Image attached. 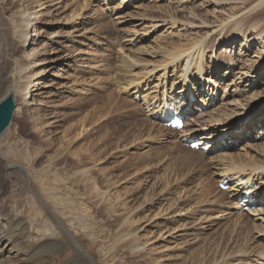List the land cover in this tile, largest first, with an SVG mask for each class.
<instances>
[{
	"label": "rangeland",
	"instance_id": "1",
	"mask_svg": "<svg viewBox=\"0 0 264 264\" xmlns=\"http://www.w3.org/2000/svg\"><path fill=\"white\" fill-rule=\"evenodd\" d=\"M39 1L43 4L41 8L47 6L44 12L50 11V27L41 29L42 33L37 31L38 36L35 39L29 35V42L23 47L14 48L11 58L23 67L28 63L24 57L26 53L35 45H40L47 39L51 40V43L46 41L50 46L48 53L39 60H43V66L48 69L58 66L57 74L62 77L54 76V86L47 81L40 89L32 92L35 93L33 97L40 100L39 104L30 106L21 103L18 105V113L13 114L9 132L5 133L0 143V154L8 163L19 164L25 175L10 174L7 177L8 185L0 195V206L8 205L7 208L12 213H17L26 222L29 221V194L26 195L28 190L26 191L24 183V177L27 176L29 185L39 191L40 198H43L41 201L45 205L48 203L46 207L50 209L51 206L50 212L57 217H62L59 213L61 201H66L70 209L76 208L74 212L65 210L62 218L81 246L98 264H152L153 261L159 264H264V214L257 217L255 213L252 214L253 211L237 212L236 203L232 201L236 194H232L231 189L225 192L218 189V174L229 164L228 161L220 160L223 153L215 147L208 155L188 149L181 143V133L159 124L161 116L158 110L148 116L150 113L143 106L149 100V107H153L154 100L160 99V96L162 98V91L167 93L169 90L170 94L174 90H181V68L179 71L168 68L164 73L166 76L161 69L149 74L142 71L144 65L147 67L144 70L156 67L163 60L161 52L170 44L184 43L188 36L193 37L195 29L192 26L190 29L183 27L186 25V13L176 12L180 5L179 0H0V5L4 6V14L8 18L17 10L24 11L27 7L31 10L37 9ZM208 2L209 0H198L194 5L189 3L187 11L198 4L204 5L197 6L200 7L199 12L212 10L213 6ZM83 6L87 7L83 9ZM80 8L81 16L71 22L72 11ZM170 16L176 17V23L172 22ZM34 27L39 25L33 26L37 30ZM54 33L60 35L53 36ZM248 40L254 47H249L247 55L243 54L244 51L241 52L240 42L227 48V52H235L250 62L257 47L255 41L251 42L250 38ZM223 45L218 49L211 42L206 51L204 50L203 77L214 80L219 96L215 100H206L205 102L211 104L210 108L205 113L194 116V120L197 118L199 121H212L215 114L220 115L227 103L238 98L242 100L244 93L251 91V86H246L249 83H244V80L236 85L239 80L230 74L226 64L212 70L210 57L224 56L226 52ZM51 46L62 50V58L56 59V62L50 60L53 57ZM129 56L143 64L135 70L143 83L138 90L118 93V84L113 82L116 73L121 71L125 81L131 77L138 79L137 76L133 78L135 71L130 73ZM122 58L126 59V64L122 62ZM64 59H67L65 63L60 62ZM161 74L166 79L161 80ZM14 78L22 85L18 74ZM259 82L255 89L260 93L264 88V76ZM208 84L209 90L214 91V83ZM117 95L128 101L126 103H132L128 107L116 109L112 104L119 99ZM17 98L14 94L13 100L19 104ZM152 116L159 121H152ZM36 117L38 120H35ZM263 119L264 111L260 114L258 126L253 125L252 128L260 127L259 122ZM252 122L249 120V124ZM255 132L257 131H253L249 137H226L225 143L238 140L234 146L228 147L227 153L247 159L260 152L264 138L260 137L256 141ZM98 149H104L101 155L98 154ZM84 170L92 171L93 177L99 181V188L102 187V190L111 193V197L122 202L116 208L117 212L123 216L128 215L130 220L135 221L141 242L146 238L150 239L148 243L153 242L169 230V233L154 242L156 250L150 253L151 246H148L140 258L139 252L134 254L128 247H120L123 241L121 236L116 235H119L122 222L119 221L118 225L109 223L111 219L104 212L105 206L98 203L95 194H89L81 180L76 181L83 178L81 172ZM44 171H48L61 182H72L76 197L70 199L69 196L72 195L60 187L51 194L58 203L56 207L52 206V200L46 199L40 190L41 185L37 182ZM233 189L236 191L235 187ZM152 197L153 201L147 203ZM79 203L83 204L82 208H89L94 213L90 216L94 218H86ZM177 206L182 209L180 214ZM161 210L162 214L159 213ZM80 213L84 215L81 216ZM156 213L160 215L150 219ZM41 217L38 225H44L42 220L45 217ZM150 224L154 230L155 225L159 227V234H155V238H149V234L143 230ZM30 231L32 235H37V227ZM259 231H262V235ZM66 256L62 252L59 259Z\"/></svg>",
	"mask_w": 264,
	"mask_h": 264
},
{
	"label": "bare ground",
	"instance_id": "2",
	"mask_svg": "<svg viewBox=\"0 0 264 264\" xmlns=\"http://www.w3.org/2000/svg\"><path fill=\"white\" fill-rule=\"evenodd\" d=\"M197 1L198 0H179L178 2H180V5L177 6L178 9L176 8V10H178L176 11L177 13H179V11L186 13L184 16L187 18L185 20L186 25L183 27L186 29H190V26H192V28L195 29V33H193L194 34L193 37L188 36V38L185 39L184 43L177 42L170 44L167 48H165L161 52L163 55L161 59L163 60L156 65L154 64L156 67L152 65L153 68L148 67L149 68L148 70H144L143 69L144 67L145 69L147 68L144 65L142 71H147V73L149 74L152 71H156V69H161V71H163L162 74L165 75L164 73L166 72V70H168V68L171 70L176 69V71H179V68H181L180 71V79L182 83L181 90L172 91L171 93L174 92L173 96L167 95L168 93H166V91H162L161 101H166L167 103H163L159 107L163 108L166 105H170L174 100L178 102L180 101L183 104L182 101H186L184 99L185 95L182 94L184 92V87L187 86L189 87L190 85L191 89H196V91H199L200 87H202L203 84L210 82V83H214V90H216L217 87L214 80L212 81L211 79H209V77H203L205 71L204 50L207 49L206 47L209 46L211 42H214V47L218 46L217 47L218 49L224 44L223 46H225L224 50L226 52L224 56L221 55L215 58L210 57V65L212 67V70H215L216 68L218 69L221 67V65L226 64L230 69V74H232V76L235 79L237 78V80H239L236 85L241 83V80H244V83H249L246 86H251V91L245 92L244 98L242 100L238 98V100H233V101L231 100L230 103H227L228 105L224 106L225 108L222 109L223 111H220V115L215 114V116L213 117L215 119L212 118L213 119L212 121L211 119L210 121H205V120L199 121V119L196 118V120L190 121L188 124H186L185 129L182 132H185V134L189 135V137H198V139H200V141L202 142L209 141L211 143H216L214 145L215 149H218L219 152L223 153V155L221 154L220 156V160L229 162L227 167H225L226 169L220 171V173L218 174L220 178L225 179V177H232L231 179L237 181L241 177H244V179L246 177L252 179V181L253 179L259 180L258 181L259 185L255 190L256 192H258L259 190L264 189V143L261 146L260 152L258 153L256 152V154H253L252 157L250 156L247 157L246 159V157L243 158L240 155L239 156L241 158L236 157L238 155L234 156L231 154L232 156H230L229 153H227L228 148L227 149L225 147L220 148L219 140L221 138L220 137L221 135L222 137H224V140L226 139V137L233 138V136L235 138L249 137L250 135L253 134L252 133L253 131H257L255 132L257 136L264 138V123L259 124L260 127H257V129L252 128L253 125L258 126L260 114L262 111H264V105H263L264 88L263 91L260 93L257 90V88L255 89V87L259 86L260 84L259 82L260 78L264 76V0H209L208 3L211 4V6H213L212 10L210 9L205 10L203 13L200 11L201 12L200 13L198 10L200 7H203L204 5L198 4L200 7H197L198 5H196V7H193V9H189L187 11L188 9L187 5L189 3L194 5ZM42 5L43 4L39 1V5H38L39 7L37 9H34V10H38L39 11L38 13H36L37 11L33 13L34 10L33 9L31 10L30 7H27V9L24 11L17 10L13 12L8 18H6L7 16H5L4 14L5 13L4 6L0 5V91L2 92L0 94V103L6 97H10V96L12 97L13 100L15 94V97H18L17 99H19L18 101L19 104H16L13 100L14 103L13 114L18 113L19 111L18 105H20L21 103L30 106H36L37 104H39L40 100L37 101L36 100L37 98H34L35 93L32 94V92H35L38 89H40L47 81H49L50 84L52 82L54 86V84L56 83L53 80L54 76L56 78L62 77L61 74L59 75L57 74L58 66L56 67L53 66V68L48 69L47 67L43 66L45 62L43 60H39V58L45 57L46 54L48 53L49 50L48 47L50 46H48L49 44L47 45L46 41L51 43V40L47 39L45 42H42L40 44L41 46L35 45L28 53H26L24 57L26 58L28 63L26 65H23V67H20V65L13 62L11 58V52L13 51L14 48H16L17 46L23 47L24 45H26V43L29 42L30 40L29 35L30 38L33 37V39H35L38 36L37 31L38 33H42L41 29H44V27L45 28L50 27L49 26L50 24H48L49 23L48 16L50 15V11L44 12L47 6L45 8H41ZM86 7L87 6L85 7L83 6L82 8L84 9ZM81 12H82L81 8L78 9L77 11L74 12L72 11L70 15V21L73 22L74 20L79 18L81 16ZM150 17L152 18V16ZM175 18H176L175 16L174 17L170 16V19L173 20L172 21L173 23H176ZM163 21L165 20L163 19ZM37 25H39V27H34L37 28V30L33 29V26H37ZM52 35L56 36V35H60V33H54ZM50 38H52V36ZM249 38L251 39L250 40L251 42L255 41L256 43L255 45L257 47L255 48L256 51L254 52V55L252 56L250 62L245 60L243 57H241L239 54L235 52L234 53H231V51L227 52V48H231L233 45H237V43L240 42L239 47L242 48L241 52L244 51L243 54L247 55V50L250 49L249 47H252V49L254 47L251 46L252 44L249 42L248 40ZM50 51L52 52L51 55H53L54 57L50 59L51 61L56 62L55 61L56 59L62 58L60 55L62 50L59 49L58 47L54 46L50 48ZM118 53H121V51H119ZM120 55L123 56L122 54ZM124 58H122L123 63L126 62L125 60L127 59V57L125 60H123ZM133 59L132 58L130 59L131 61L128 66L130 67V73H133L135 70H138L143 65L139 63L140 61H136V59L135 60ZM66 60L67 59H64L62 61L59 60V61L65 63ZM148 65L150 64L148 63ZM16 66L17 67L19 66L20 68L17 69ZM62 71L64 72V70ZM135 72L136 73L133 74V78H136L138 74L137 71ZM120 73H116L115 79L114 80L112 79L113 82L116 81V83L118 84L116 90L118 93L121 92L125 93L131 89L138 90L140 85L143 83V80H141L138 76H137L138 79H132L131 77V79L125 81L124 76H121ZM15 74H18L20 76L19 79L22 81V85L17 83L16 79L14 78ZM141 74H143V72ZM145 75H147L146 72ZM161 75L159 76L161 80L166 79L165 77L166 75L165 76L163 75L161 76ZM253 79L255 81H252ZM57 84L59 83L57 82ZM176 88H179V86H177ZM204 88L208 90V95H209L210 93L209 86L204 85ZM171 89L174 88L171 87ZM213 92L214 91L211 90L212 94ZM111 97H112L111 99L113 100V96ZM145 97H147V95ZM124 100L125 99H123L120 96L119 99H117V101L112 105L116 109H120L122 107H128V105L132 103V102L126 103L128 101H124ZM206 100L208 101L209 98L205 97L204 102ZM108 101L109 100L107 99V102ZM205 106H211V104L209 105V103H206ZM160 116H161L160 121H162L163 120L162 115L160 114ZM246 116L248 119L247 122L245 123V126L243 127L242 124L238 126L239 122L236 120H242ZM35 120H38V117H36ZM249 120H252L253 122L249 124ZM10 125H11V120L1 130L0 143L5 133L9 132L8 129ZM149 131L151 132V130ZM103 150L104 149H98V154L101 155ZM233 156L236 158H233ZM21 173L24 174V171H22V168L19 164L8 163L0 154V195L7 188L8 185L7 177L10 174L17 175ZM81 175L83 178L76 179V181L81 180L82 186L85 187V189L89 192V194H95V197L98 199V203L101 202L103 206H105L106 210H104V212L111 219L109 223L111 224L115 223L116 225H118L119 221L122 222L121 223L122 226L118 231L119 235H116V236H121V240L123 241V244L120 247H128V250H131L134 254L135 252H139L138 256L140 258L143 257L142 252L143 251L146 252L148 246H151L149 249L150 253L153 252L154 249L156 250V248H154L155 247L154 245L156 243L154 242L159 241L164 234L169 233V230L167 232H163L161 237L159 236L153 242L148 243L150 241V239L148 238H146L145 240H143V242H141L140 237H138L139 229L137 228V225L134 223L135 221L130 220L128 215L123 216L119 212H117L116 208L121 206L122 202L119 201L118 198L111 197V193L102 190V187L99 188L98 186L99 181L97 180V178L95 179L93 177L94 173L92 171L84 170L81 172ZM40 176L41 179L37 181L42 187L40 190L43 192L47 200H52V206L56 207L58 203L56 202L54 196H52L51 194L58 191L60 187L66 190L69 195H72L69 196L70 199H74L76 197V191L73 190L72 182H70V184L65 183V181L61 182L58 179H55L54 175H50L48 171H44ZM24 181L26 185L25 187L26 191L28 190V193H26V195L29 194V198L27 197L30 203L29 221L26 222L23 218H20V216H18L17 213H12L8 209L9 207L7 208L8 205L5 207L2 205L0 206V264H98L94 260L92 255L88 253V251H86L81 246L78 239H76V236L73 235L72 232L67 228L65 221L62 218L63 216H65L64 214L65 210L68 209L71 212H74L76 211V208L70 209L66 201L63 202L61 201L59 203L61 210L59 209L60 211L59 210L58 211L60 215H62V217H57L55 213L53 214V212H50L51 206L49 209L48 207H46L48 203L45 205L41 201V199L43 198L42 197L40 198L39 191L32 188L33 186L29 185V180L27 176L26 178L24 177ZM240 186H241L240 183H237L234 186L237 193L240 192ZM233 188H231V190ZM107 189L109 190V186L107 187ZM158 195H160V193ZM153 197L147 203H151L153 201ZM69 201L71 202V200ZM81 201L83 202L84 200L81 199ZM79 206L82 212L86 213L85 215L86 218H88L89 220H91V218H94L93 216H90V215H94V213L92 214L88 207H87L88 209L82 208L83 207L82 203H79ZM178 208L180 214L182 209L180 208V206ZM262 208L255 207L252 214L255 213L257 217L263 215L264 210ZM161 212L162 210L159 211V213ZM175 212L176 210L173 213ZM83 213H80L81 216L84 215ZM159 213L154 214L150 219H153V217L155 219V217H158L160 215ZM255 215H250V216H255ZM41 216L45 217V219L43 218L44 221L42 220V222H44V225L41 223L42 225L39 224L40 225L39 226L38 223L41 221L40 220ZM263 216L261 218H263ZM262 220L264 221V219ZM155 226H156L155 230L151 224L144 227L143 230L145 231V233L149 234V238H151L150 236H152V238H155L156 236L155 234H159L157 231L159 227H157L158 225ZM33 227H37V235H32L30 229L31 228L33 229ZM259 232L260 234L262 233V231ZM112 234L113 232L110 233V235ZM34 240L36 241L34 242ZM62 252H65L67 256L64 259H59V255ZM250 252H252V250ZM153 262L154 263L152 264H159L156 261Z\"/></svg>",
	"mask_w": 264,
	"mask_h": 264
},
{
	"label": "water",
	"instance_id": "3",
	"mask_svg": "<svg viewBox=\"0 0 264 264\" xmlns=\"http://www.w3.org/2000/svg\"><path fill=\"white\" fill-rule=\"evenodd\" d=\"M0 104H3L4 107L0 108V132L1 130L10 122L13 110L14 103L12 97H6Z\"/></svg>",
	"mask_w": 264,
	"mask_h": 264
},
{
	"label": "snow or ice",
	"instance_id": "4",
	"mask_svg": "<svg viewBox=\"0 0 264 264\" xmlns=\"http://www.w3.org/2000/svg\"><path fill=\"white\" fill-rule=\"evenodd\" d=\"M4 107V105L3 104H0V108H3Z\"/></svg>",
	"mask_w": 264,
	"mask_h": 264
}]
</instances>
